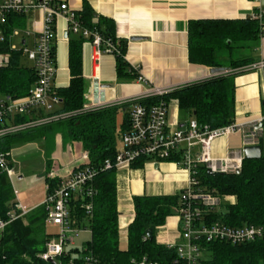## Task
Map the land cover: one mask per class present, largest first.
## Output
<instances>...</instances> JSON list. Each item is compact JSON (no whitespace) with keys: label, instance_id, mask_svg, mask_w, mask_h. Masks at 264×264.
Here are the masks:
<instances>
[{"label":"trees","instance_id":"trees-1","mask_svg":"<svg viewBox=\"0 0 264 264\" xmlns=\"http://www.w3.org/2000/svg\"><path fill=\"white\" fill-rule=\"evenodd\" d=\"M60 1V0H57ZM76 11V18L83 28L98 31L117 49L116 71L119 78H139L126 59L128 40L116 33V22L98 16L88 0ZM25 15H8L7 29L23 27ZM259 22L245 19H199L191 20L188 26L190 60L209 67H229V71L198 80L173 89L164 95H150L139 102L146 106L165 100L176 101L181 114L196 119L200 125L218 128L235 122L236 84L235 78L247 72L254 63L252 56L242 55L253 50L259 43ZM69 41L70 84L57 88L61 100L53 112L40 115H60L59 118L34 127L10 133L0 139V149L10 153L17 146L44 139L52 141L59 133L65 141H81L89 156V165L96 171L90 188L93 195L81 198L73 196L70 201V217L80 227H88L91 238L81 247H69L56 260H44L39 253L45 251L50 234L46 229L47 206L42 203L18 218L6 228L0 247V264H86V254L93 255L97 264H131L132 259L147 257L161 264H175L177 251L157 241V231L176 214L183 190L170 195H136L133 197L135 217L128 226V245H120V227L117 191V169H105L107 159L114 160L119 150V140L129 121L128 105L103 106L84 110L86 79L83 76V43L87 41L82 32H73ZM8 50V41L0 43V51ZM53 54L57 57L56 40ZM20 51L14 52L11 62L0 68V97L26 96L37 81L32 66L22 62ZM123 113L119 122L118 115ZM29 115L13 119L14 123L29 121ZM264 126V119L262 121ZM45 142V146H46ZM259 144L263 150V138ZM12 165V160L10 159ZM145 159L137 160L133 166L141 167ZM171 161V160H169ZM85 166V165H82ZM50 167V159H47ZM196 177L199 188L218 196L231 195L234 202H223L214 208H205L206 223L220 221L229 226L241 227L254 224L263 228V235L255 240L234 244L227 240L202 242V264H264V152L259 158H243L237 172L209 173L205 164L197 166ZM61 182L60 177L46 176L47 193H51ZM16 195L6 172H0V218L7 215L16 203ZM85 204H91L88 214ZM152 229L153 237L145 238Z\"/></svg>","mask_w":264,"mask_h":264},{"label":"built area","instance_id":"built-area-1","mask_svg":"<svg viewBox=\"0 0 264 264\" xmlns=\"http://www.w3.org/2000/svg\"><path fill=\"white\" fill-rule=\"evenodd\" d=\"M35 10H41L43 16L42 29L35 31L29 27H14L7 29L8 15L11 13L28 15ZM64 16L73 32H82L87 42L91 45V61L93 69L97 73L100 69L103 54L117 51L116 47L94 30L83 28L76 18L74 11L65 0H0V43L8 41V50L0 51V68L6 67L11 62L14 52L20 51L22 55L32 62L37 81L29 93L23 97L5 95L0 98V139L10 133H15L27 127H34L57 119L60 115H40L42 112H53L61 100L56 92L55 79L57 76V60L53 54V45L56 40V18ZM250 18L259 22L260 38L264 37V7L250 14ZM35 33L36 39L32 47H28L27 38ZM19 39L18 44L13 43V38ZM264 62L253 63L249 69L262 68ZM138 79H142L139 76ZM92 80L97 86L98 96L92 97L85 94L84 110H93L103 107L107 100L100 95L103 85L98 75H93ZM171 90L159 89L155 92H145L138 100L130 105L129 121L125 131L121 134V147L117 151L114 160L107 159L105 169L116 168L117 171L144 158L146 161L156 162L173 161L183 168L189 175L188 185L183 189L180 206L176 209L178 217L180 243L168 244L175 247L177 257L175 264H202V242L214 240H227L234 244L255 240L263 235V228L249 224L241 227L229 226L220 221L206 223L203 220L205 208L220 206L223 202H233L231 195L218 196L211 191H203L199 186L197 166L205 164L213 172H237L242 167L244 158L241 152L227 157H216L213 154L214 142L233 132L239 131V126L233 122L229 125L211 128L209 125H200L196 119H190L185 127L170 122L169 104L161 100L155 104L146 106L139 100L150 95H164ZM29 115L31 119L25 123H14L13 119L21 115ZM262 128L252 129L244 134L246 145L259 144L262 137ZM199 150L196 151L195 148ZM9 155L0 149V172H6L13 182L16 171L10 164ZM82 162L75 166L74 170L61 179L60 184L51 192L47 193L43 203L47 206L46 226L52 225L58 231L50 234L45 244V251L39 253V257L50 261L56 260L69 247H74L76 236L88 227L76 225V221L70 217V201L73 196L81 198L93 195L90 188L96 171L89 165L88 153L82 154ZM85 165V166H82ZM51 177H58L52 174ZM14 184V183H13ZM14 207L7 215L0 218V247L6 228L18 218L24 217L30 210L27 209L18 196ZM88 214L91 213L92 205L85 204ZM91 232V231H90ZM121 234V228H120ZM146 236L145 238H147ZM86 264H97L96 258L86 254ZM131 264H161L152 261L146 256L140 260L132 259Z\"/></svg>","mask_w":264,"mask_h":264},{"label":"crops","instance_id":"crops-1","mask_svg":"<svg viewBox=\"0 0 264 264\" xmlns=\"http://www.w3.org/2000/svg\"><path fill=\"white\" fill-rule=\"evenodd\" d=\"M74 11L83 8V0H65ZM97 17L105 16L116 22V33L128 40L126 59L130 66L142 77L119 78L116 71V56L103 54L99 71L96 73L91 61V45L83 43V76L86 79L85 94L97 97V86L93 75L100 77L107 100L104 106L130 105L145 92L159 89L173 90L189 83L213 76L205 64L190 60L188 26L191 20L199 19H245L264 7V0H88ZM43 12L35 10L25 15V25L35 31L43 27ZM57 76L55 86L67 87L70 84L69 41L73 34L64 16L56 18ZM140 39L133 40V37ZM30 38V39H29ZM35 33L27 38V44L34 45ZM242 55L252 56L254 63L264 62V37L253 50ZM31 66V65H29ZM236 118L240 130L218 138L213 144L216 157L233 156L245 147L244 134L256 129L264 119V65L250 69L235 78ZM2 97V96H1ZM0 97V98H1ZM59 107V106H58ZM170 122L185 127L190 120L188 114H181L176 101L169 102ZM120 114V113H119ZM119 118V115H118ZM263 124V123H262ZM262 128L264 152V126ZM42 139L27 142L11 150L10 159L15 167L17 181L28 176L30 182L38 185V197L30 195L22 204L29 210L43 203L46 195V176L57 174L61 179L69 175L85 153L81 141H65L61 134L46 142ZM199 150L198 147L195 148ZM18 154L19 159H16ZM50 167H47V159ZM44 160L40 167L32 162ZM38 168V169H36ZM189 175L173 161H145L141 167H124L117 171V191L120 245H128V226L134 220L133 197L136 195H170L180 192L188 185ZM11 181V180H10ZM14 183V179L13 182ZM18 196V195H17ZM233 202L235 197L231 196ZM20 199V196H18ZM179 220L176 215L169 216L165 225L158 228L157 241L161 244L180 243ZM126 243L123 247L122 244Z\"/></svg>","mask_w":264,"mask_h":264},{"label":"rangeland","instance_id":"rangeland-1","mask_svg":"<svg viewBox=\"0 0 264 264\" xmlns=\"http://www.w3.org/2000/svg\"><path fill=\"white\" fill-rule=\"evenodd\" d=\"M29 28H31V27L29 26ZM18 42H19V39L17 37H14L13 38V43H17L18 44ZM30 44L31 43H29L28 47H31ZM22 62L25 65H31L32 64V62L30 60H28L27 58H25V57H23ZM122 118H123V113H120L119 114V122H121ZM121 145H122V142H121V139H120L119 140V147H121ZM15 155H16V159H19L18 154H15ZM32 163L36 164V165H33V167L34 166L35 167L36 166L40 167L41 165L44 164V160H36L35 162H32ZM14 169H16V168L14 167ZM36 169H38V168H36ZM26 177L27 178L25 180H23V181H17L15 179L17 177H15L14 178V184L11 182L16 197H17V195L20 196V200H22L23 202H24V198L27 197V195H30V199H33L32 196L38 197V195L40 194V192L42 190L40 188L39 191H38V187L37 186L40 185V184H36L35 185L33 182H30V180H29L30 177H28V176H26ZM35 193H39V194L35 195ZM46 229H47L48 232H55L56 233L58 231L57 227L49 225V224L46 226ZM157 233H158V231H157ZM90 238H91V232H90V229L88 228L87 230L81 231L80 234L78 236H76V240H75L76 242L72 246L81 247L83 245V243L85 241L89 240ZM120 238H121V234H120ZM122 246L125 247L126 243L124 242L122 244Z\"/></svg>","mask_w":264,"mask_h":264},{"label":"water","instance_id":"water-1","mask_svg":"<svg viewBox=\"0 0 264 264\" xmlns=\"http://www.w3.org/2000/svg\"><path fill=\"white\" fill-rule=\"evenodd\" d=\"M132 39L137 40V39H140V37L137 36V37H133ZM229 70H230L229 67H226V66L213 67L210 69V73L212 75H216V74H222V73L228 72ZM262 126H263V124L260 123L257 128H261ZM243 154H244V157H246V158H259L262 156V148H261L260 144L246 145L243 148ZM208 172L214 173L210 169H208ZM147 236L149 238L153 237V231L151 228L147 230Z\"/></svg>","mask_w":264,"mask_h":264}]
</instances>
